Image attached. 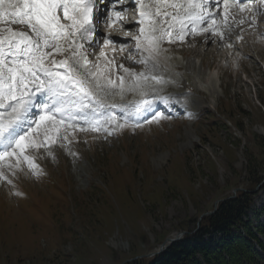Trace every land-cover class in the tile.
I'll return each instance as SVG.
<instances>
[{
  "label": "rangeland",
  "instance_id": "374dc122",
  "mask_svg": "<svg viewBox=\"0 0 264 264\" xmlns=\"http://www.w3.org/2000/svg\"><path fill=\"white\" fill-rule=\"evenodd\" d=\"M257 17L228 27V35L223 28L212 31L215 38L203 31L167 42L172 74L156 89L182 93L191 105L188 118L165 113L110 135L70 129L68 140L61 133L49 144L51 153L28 151L38 174L22 158L3 163L0 264H121L192 230L217 200L250 184L256 149L250 137L264 138V17ZM130 48L121 62L135 71L139 56ZM252 208L248 217L255 219L264 186L255 190ZM259 215L263 220L264 210Z\"/></svg>",
  "mask_w": 264,
  "mask_h": 264
},
{
  "label": "snow or ice",
  "instance_id": "6c2138e0",
  "mask_svg": "<svg viewBox=\"0 0 264 264\" xmlns=\"http://www.w3.org/2000/svg\"><path fill=\"white\" fill-rule=\"evenodd\" d=\"M109 4L112 10L104 18ZM117 4L122 7L125 0H0V162L22 158L32 166L33 173L38 174L27 154L29 150L45 149L51 153L49 144H55L61 133L62 140H68L70 129L73 132L106 131L110 135L129 125V114L151 113L157 101L167 103V98L159 94L147 98L149 92H156L157 85L166 83L163 75L158 74L160 44L165 35L171 42L176 23L181 33L189 25L195 31L198 23L213 13L203 7V0L173 3L172 7L183 8V12L163 13L165 17L172 16V23L167 27L161 20L159 24L153 22L147 31L141 28L146 44L142 47L137 43L139 58L133 62L142 64L144 70L137 72L121 64L119 67L127 76L121 75L117 83L92 71L84 45L77 42L86 40L90 46L98 44L93 33L101 19L106 23L113 16L117 20L124 19L115 10ZM140 9L143 23V18L152 14L145 10L143 3ZM58 12H62V18L69 23H61ZM160 15L157 10L156 16ZM227 17L228 0H225V21ZM16 25L25 26L31 34L25 28H14ZM214 27L212 24L204 31ZM134 38L139 40V37ZM104 42L112 41L106 37ZM56 54L65 58L58 60ZM113 89H118L121 96L128 91L136 92L139 98L128 104L105 103L102 94H109ZM116 108L124 111L123 117L117 118ZM161 116L156 112L147 122H158ZM80 124L84 127L77 129ZM7 167L12 169L13 164L8 163Z\"/></svg>",
  "mask_w": 264,
  "mask_h": 264
},
{
  "label": "trees",
  "instance_id": "16d2710c",
  "mask_svg": "<svg viewBox=\"0 0 264 264\" xmlns=\"http://www.w3.org/2000/svg\"><path fill=\"white\" fill-rule=\"evenodd\" d=\"M252 135L250 138L256 149L249 157L252 164L248 166V170L251 168L250 184L235 195L221 198L215 212L203 217L194 233L184 235L155 256L125 264H264V244L253 232L251 221L245 219L253 201V189L263 179L255 170L264 171V138L256 133ZM257 231L264 233V222L258 223ZM145 253L146 250L140 249L131 257Z\"/></svg>",
  "mask_w": 264,
  "mask_h": 264
},
{
  "label": "bare ground",
  "instance_id": "6f19581e",
  "mask_svg": "<svg viewBox=\"0 0 264 264\" xmlns=\"http://www.w3.org/2000/svg\"><path fill=\"white\" fill-rule=\"evenodd\" d=\"M160 5V4H159ZM120 5L119 4H117V7H119ZM169 9H172V7H168ZM263 11V13H264V10H262ZM231 18H233L232 16H231V14L229 13L228 14V17H227V21H225V23H223L222 22V25L221 26H219V25H216L215 27H214V29H218L219 30V32H221L222 34H223V28H225V29H228V27H230L229 29H230V31L232 30V28H233V25L235 26V24H237V26H239V24H242L241 23V21H238V19L237 18H234V22H232L231 20ZM231 19V20H230ZM167 20H168V18L167 17H164L163 18V21H164V24H166V22H167ZM227 26H226V25ZM228 24H230V26H228ZM242 26H243V24H242ZM232 27V28H231ZM235 28V27H234ZM239 28H241V26L239 27ZM224 29V30H225ZM185 33H187V31L185 32ZM225 33H227V35H228V31L227 30H225ZM207 37H213V36H207ZM206 37V38H207ZM221 37V36H220ZM220 37H219V39H220ZM107 38H110L111 39V44L113 45V46H115L116 45V47H112L114 50V52L117 54V52L115 51L116 50V48H117V44H122L123 42L122 41H120V40H117L115 37H112V36H107ZM215 38V37H214ZM227 40V39H226ZM223 41V40H222ZM220 42H221V40H220ZM122 46V49H124V51H125V49L126 48H124V44H122L121 45ZM108 50V49H107ZM108 52V54H110L111 53V51L110 50H108L107 51ZM113 53V52H112ZM115 54V55H116ZM126 55V54H125ZM122 58H125L124 56H122ZM123 61V60H122ZM104 62L102 63H99V65H97L95 68H94V70H95V72H99V73H104V71H105V68H103V66H104ZM189 64V63H188ZM120 65L118 64L117 65V67H118V69L120 70V67H119ZM129 66V65H128ZM192 66V64H189V67H191ZM127 67V66H126ZM128 68V67H127ZM193 68V67H192ZM130 69H132V68H130ZM165 69V68H164ZM175 79V78H174ZM176 80V79H175ZM174 94H177L178 95V93H174ZM126 95H128V94H126ZM118 104V103H117ZM120 104H127V103H124V102H121ZM118 113V112H117ZM119 114V113H118Z\"/></svg>",
  "mask_w": 264,
  "mask_h": 264
},
{
  "label": "water",
  "instance_id": "95a60500",
  "mask_svg": "<svg viewBox=\"0 0 264 264\" xmlns=\"http://www.w3.org/2000/svg\"><path fill=\"white\" fill-rule=\"evenodd\" d=\"M210 214V213H209ZM178 237V236H177ZM177 237L176 238H174V239H167L166 241H168V242H172V241H174V240H176L177 239Z\"/></svg>",
  "mask_w": 264,
  "mask_h": 264
}]
</instances>
